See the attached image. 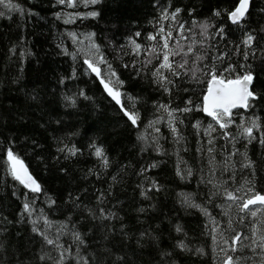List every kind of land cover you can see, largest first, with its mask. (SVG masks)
<instances>
[{"label": "trees", "instance_id": "1", "mask_svg": "<svg viewBox=\"0 0 264 264\" xmlns=\"http://www.w3.org/2000/svg\"><path fill=\"white\" fill-rule=\"evenodd\" d=\"M12 2L23 9V14L0 9L4 12V15L0 16V145L7 146V141L4 140L6 136L17 138L15 150L25 160L29 171L44 186L48 195L56 199L58 205L55 210H49L47 205L42 203L44 197H40L36 206L43 207L54 224L65 221L69 215L73 221L82 220L79 210H73L70 204H65L68 193L80 194L81 200L95 207L96 190L107 191L112 183V176H117L118 183L113 187L112 195L104 207L117 211L118 215L123 217L131 239L122 240L118 232L120 221L111 222L115 226L116 234L105 239L108 235L107 228L102 227L99 221L88 220L86 223L77 224V228L86 233L87 248L81 250L82 255L95 254L99 257L107 248L111 249L114 255L126 254L129 264H163L165 260H170L171 264H215L209 231L211 222L197 209H185L180 204L182 194L192 195L197 203L207 204L206 197L210 186L201 182V176L208 177L209 154L206 151L207 138L203 137L202 130L211 119L199 112L189 114L184 123L179 125L185 137L180 144L173 142L174 138L166 122H161L157 125L163 134L160 144L167 155H160L151 149L140 153L139 144L135 140L136 132L124 125L114 103L103 92L98 79L83 64L84 55L78 52V43L69 35L75 33L77 37L84 38L89 32L96 33L94 39L101 45L105 58L112 64L119 78L125 81L124 90L134 97L141 98L140 112L145 120L140 130L145 131L147 120L155 118L153 103L157 100L166 103L168 97L155 90L150 80V72L158 61L154 60L153 65H149L144 73L137 76L131 65L136 63L138 68L143 54L134 57L125 52L130 51L127 48L129 38L136 31L141 32V37L137 38L138 42L145 45L149 43L145 40V35L155 31V17L160 13V8L154 6V0H104L102 5L97 6L101 11L99 18L76 19L67 24L64 20L68 19V13H85L91 9L85 8L82 3H78L75 9L61 6L56 0ZM166 2L167 0H159L160 6H164ZM236 2L237 0H170L173 8H187L196 3L201 8L196 14L199 20L210 18L217 26L223 25L228 40L219 42L218 49H227L233 63L242 62V58L231 51L234 45L239 44L241 32L227 21L226 16L223 19L211 17V9L223 5L231 10ZM260 4L261 0H256V5ZM0 6L2 8L3 5ZM251 11L249 26L258 29L264 25V15L258 13L256 6ZM56 13H61L60 18H57ZM179 19L187 21L190 18L186 13H182ZM161 23L167 29L169 22ZM175 34L174 31L173 35ZM122 45L125 46L123 49ZM65 49L67 53H77V58L74 60L72 55L65 54ZM215 52L216 49H212L209 56H213ZM256 63L259 64L260 61ZM124 64L129 67H123ZM101 67L106 75L107 66ZM74 68L76 78L65 79V83L60 84L59 80L70 77ZM184 87L193 88L194 91L186 93L183 91ZM203 87L182 84L180 90L173 92L172 106L175 107L189 96L195 103H199ZM78 90H84L92 100L77 97L75 108L66 106L64 96L72 95ZM33 96L36 97L35 100L32 99ZM257 115L264 123V108H259ZM197 119L202 122L200 130L190 126ZM57 120L61 123L57 124ZM117 121H120L118 126ZM230 130L233 134L237 133L235 126ZM197 131L201 134L197 135ZM147 134L157 135L152 129H147ZM60 140H63L64 144L81 149L82 154L64 159V155L57 152V147H63V144L58 143ZM91 143L102 146L106 151L110 159V167L106 171L101 169L98 159L92 154L89 148ZM225 147L231 150L232 145L223 139L216 141L213 154L218 164L227 156ZM235 147L240 152L246 151L251 159L257 162L258 169L264 168V149L257 142L247 144L240 138ZM185 148L187 151L183 150ZM197 149H202L203 154ZM232 159L240 161L241 158L237 155ZM152 161L159 162V167L147 175L159 180L163 190L154 194L151 200H145L136 188L143 180L137 172ZM4 163L0 158V216L7 217L12 223L7 225L6 232L0 234V243L5 246V251L0 252V264H20V261H23V264H36L34 255L41 247L40 241L34 238L29 223L16 222L25 194L29 199L32 194L18 183L14 184L11 177L5 173ZM177 165L182 170L191 168L193 176L185 180L179 179L175 175ZM61 168L67 169V176L58 171ZM89 169L99 172L101 178L89 175ZM231 172L232 169H229V172L221 175L218 171L217 175L226 180ZM247 175L237 163L234 180L230 182L231 187L242 186ZM256 186L258 190L264 189V171L259 173ZM14 188L19 199L11 195ZM83 189H87V194L83 193ZM219 205H224V201L214 197L213 203L207 206L212 216L226 227L227 218L221 215L222 208L218 207ZM141 207L147 209V212L138 213L136 210ZM255 219L256 227L264 228V223H261L264 222V209ZM233 220H236L234 209ZM252 220V217H246L244 223L234 224V227L244 235H250ZM107 223L106 221L105 224ZM176 224L181 225L184 234L175 232ZM205 224H208V228ZM145 229L158 237L157 246L146 242L144 248L137 247L136 238ZM54 230L55 228L52 229ZM180 239L191 247L203 248L206 255L197 257L180 253L174 247ZM61 243H71V237L63 236ZM237 247L239 248V244ZM163 251L172 252L173 255L162 258L160 253ZM52 255L55 256L56 253L53 252ZM233 255L248 257L252 254L244 249ZM105 264H112L111 259L105 257Z\"/></svg>", "mask_w": 264, "mask_h": 264}, {"label": "snow or ice", "instance_id": "2", "mask_svg": "<svg viewBox=\"0 0 264 264\" xmlns=\"http://www.w3.org/2000/svg\"><path fill=\"white\" fill-rule=\"evenodd\" d=\"M58 5L75 9L78 3H82L85 8H90V11L85 13L73 12L68 13V19L64 23H72L76 19H97L101 16V11L97 8L102 5L104 0H56ZM0 5L9 11H17L23 14V9L14 4L12 0H0ZM154 6L160 8L159 16L155 17L156 23L153 25L154 32L147 33L145 40L149 43L142 44L137 38L141 37V32L136 31L129 38L127 48L134 57L141 56L140 66L137 68L136 63L131 67L136 72L137 76L144 73L149 65H153V61H158L153 65L150 72V80L155 86V90L161 95L166 94L168 102L161 103L159 100L153 103L154 119L147 120L145 131H141V125L144 124L145 118L140 112L141 98L134 97L124 90L125 81L121 80L112 64L108 62L101 51V45L98 44L94 37L95 32H89L84 35L83 41L79 40L75 33H70L73 41L80 45L78 52L84 55L83 64L87 69L94 74L98 79L102 90L107 97L114 102L116 111L128 129L136 132L135 140L139 144V152L144 153L149 149L167 155V152L160 144V138L163 135L161 128L158 127L161 122H166V125L172 134L175 144H180L185 140L179 125L184 123V120L189 114L194 112L203 113L206 117L211 118L210 122L203 127L202 135L206 137L208 145L206 151L209 154L208 159V177L201 176V182L210 186L207 193V204L197 203L194 196L182 194L180 204L185 209H197L201 214L208 218L211 222L209 229L212 239V252L214 254L215 264H264V228L256 227L257 212L264 209V189H257L259 173L264 171V168L258 169L257 162L252 160L247 152H240L235 147L240 138L244 139L247 144L253 141L257 142L264 149V123L257 115L259 108H264V25L258 29L250 28L249 17L252 15L251 9L256 6L259 14L264 15V0H261L260 5H256V0H237L235 6L229 10L226 6H216L211 9V17L223 19L227 17V21L241 32L239 44L233 46L231 51L242 58V62L233 63L229 56V51L226 49L220 51L218 43L227 41L228 36L223 25L217 26L211 22L210 18L199 20L197 13L201 11L198 4L192 3L187 8L177 6L173 8L170 0H167L164 6H160L159 0H154ZM182 13H186L190 18L187 21H181L179 17ZM4 12H0L3 16ZM57 18H60L61 13H56ZM162 21H168V27L162 25ZM175 31V36L173 32ZM212 41H216L214 44ZM125 46H121L123 49ZM216 49L213 56H209V51ZM72 55L73 59L77 58V53H67ZM227 58V63H225ZM260 61L259 64L256 61ZM101 65L107 66V74ZM123 67L128 68V64ZM76 70L72 71L70 77L61 78L60 84L65 83V79H75ZM182 84L195 85L201 88V96L199 103H195L191 96L172 106V95L174 91L180 90ZM184 92H193V88L184 87ZM77 97L83 100H92L84 90H78L72 95H65L64 100L66 106L75 108L77 106ZM36 99L35 96L32 97ZM182 105V106H181ZM249 115H245V114ZM239 121V122H238ZM60 124L61 121H55ZM120 121H117V126ZM195 130L202 128V122L195 120L190 125ZM233 126L237 128V133L233 134L230 130ZM43 127V125H41ZM147 129H152L157 135L147 134ZM76 133H73L75 135ZM201 133L197 131V135ZM218 139H223L227 144H231V150L224 148L227 151L219 164L216 161L214 146ZM7 146L0 145V158L4 160V169L7 176H10L12 181L18 183L23 189L31 193V198L25 199L21 208L17 213V223H29L30 231L34 234V238L40 241V249L34 255L36 264H105V257L111 259L112 264H129V260L125 255H114L111 249H104V252L98 257L95 254L82 255L81 250L87 248L85 237L86 233H82L77 224L86 223L88 220L99 221L100 225L107 228L108 235L116 234L115 226L112 221H120L118 229L122 240H129L131 236L126 231L127 225L123 223V217L119 216L117 211L104 207L109 197L112 195V189L118 183L117 176H112V183L107 191L97 189L95 197L96 206L92 207L81 200L80 194L68 193L65 204H70L73 210H79L82 213V220L73 221L71 215L65 218V221L59 224L49 219L43 207L38 208L36 201L40 197H44L42 203H45L49 210H55L58 205L55 198L48 195L44 186L38 179L29 171V166L25 160L15 150L17 147V138L15 136H6ZM35 143V141H33ZM58 143L63 144V147H57V152L64 155V159H70L82 154L81 149L74 145L64 144L63 140ZM246 147V145H245ZM89 148L92 154L98 159L102 170L106 171L110 167V159L102 146L96 143H91ZM187 151V149H183ZM201 151L202 149H197ZM179 159V152L176 153ZM239 155L240 161H234L232 158ZM59 157H57V160ZM239 163L240 168L247 172V178L244 184L239 187H231L230 182L234 180L236 164ZM125 167V166H122ZM159 167V162L152 161L151 163L141 167L137 175L143 177V180L137 184L136 188L139 195L145 200H151L153 195L163 190V185L159 180L147 175L151 170ZM228 178L220 179L217 175L218 171L221 175L229 172ZM65 176L68 175L67 169L61 168L58 170ZM202 171V170H201ZM89 175H96L100 179V173L92 169L88 170ZM175 175L181 180H185L193 176L191 168L176 166ZM87 194V189L82 190ZM13 197L17 196L15 188L11 192ZM219 197L224 201V205H219L222 208L221 215L226 217V227L222 226L220 221H217L209 210L208 204L213 203V198ZM226 205V206H225ZM258 206V207H257ZM115 208V205H113ZM233 209L235 210L236 220H233ZM138 213L144 214L147 209L141 207L136 210ZM252 217V227L250 235H244L237 231L234 224H242L246 217ZM108 222L105 224V222ZM7 217L0 216V234L7 231V225L11 224ZM264 223V222H261ZM208 228V224H205ZM55 228L54 231L52 229ZM176 233L184 234L181 225L174 226ZM234 233V234H233ZM63 236H70L71 243H61ZM146 242L149 245L157 246L158 237L153 235L152 231L145 229L139 233L136 238L138 248H144ZM73 244L75 252H73ZM239 244V248L237 245ZM180 253H188L192 256L202 257L206 255L203 248L191 247L183 239L177 241L174 246ZM247 249L252 255L248 257L234 256L237 251ZM5 251V246L0 243V252ZM56 255L53 256L52 253ZM232 253V254H230ZM161 257H171L172 252L163 251ZM258 257V259H255ZM23 264V261H20ZM163 264H171L170 260L163 261Z\"/></svg>", "mask_w": 264, "mask_h": 264}, {"label": "rangeland", "instance_id": "3", "mask_svg": "<svg viewBox=\"0 0 264 264\" xmlns=\"http://www.w3.org/2000/svg\"><path fill=\"white\" fill-rule=\"evenodd\" d=\"M0 7H1V6H0ZM0 9H1V10H3V9H4V10H6V8H4L3 6H2V8H0ZM1 10H0V12H1ZM78 39H79V40H81V41H83V42H84V44H87V41H85L83 37H81V38H80V37H78ZM77 45H78V46H79V48H80V45H79V44H77ZM257 207H258V206H257ZM261 212H262V209H261L260 211H258V212H257V216H258V215H260V214H261ZM252 219H253V218H252Z\"/></svg>", "mask_w": 264, "mask_h": 264}, {"label": "water", "instance_id": "4", "mask_svg": "<svg viewBox=\"0 0 264 264\" xmlns=\"http://www.w3.org/2000/svg\"><path fill=\"white\" fill-rule=\"evenodd\" d=\"M106 94V93H105ZM110 99V98H109ZM111 100V99H110ZM114 103V102H113ZM205 117H206V115L205 114H203ZM206 118H208V119H211V118H209V117H206Z\"/></svg>", "mask_w": 264, "mask_h": 264}]
</instances>
